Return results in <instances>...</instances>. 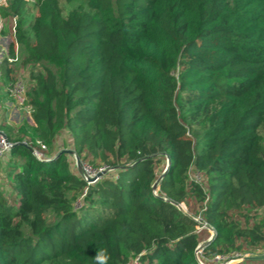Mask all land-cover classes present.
<instances>
[{"label":"trees","instance_id":"1","mask_svg":"<svg viewBox=\"0 0 264 264\" xmlns=\"http://www.w3.org/2000/svg\"><path fill=\"white\" fill-rule=\"evenodd\" d=\"M6 6L2 15L16 17L8 54L22 47L23 63L42 66L26 87L34 124L0 116L12 142L0 158V264H123L137 255L140 264H202L197 255L213 264L215 254H259L264 0ZM15 69L0 61L3 86ZM62 130L80 161L110 170L86 181L68 152L54 150Z\"/></svg>","mask_w":264,"mask_h":264},{"label":"rangeland","instance_id":"2","mask_svg":"<svg viewBox=\"0 0 264 264\" xmlns=\"http://www.w3.org/2000/svg\"><path fill=\"white\" fill-rule=\"evenodd\" d=\"M6 4H7V0H0V20H2V18L4 19V28L3 26L2 29L0 28V58L7 50V46L13 37V33L11 30V25H12L11 17L10 15L4 16L1 13V10H4L3 8H7ZM63 4L66 9L71 7V5H69L68 3L63 2ZM21 51H22V47L19 48L18 54H20V57L22 55ZM14 66L16 68L15 69L16 74L24 81L25 86L27 87L30 80L29 72L39 71L41 69L42 64H37V65L25 64L21 61V58H19L14 64ZM0 84L2 85V88L0 87V116L1 114H3L7 122L12 124L13 126L24 127L26 124H34L33 118L30 113V108L27 106L19 105L18 102L11 95L7 93L3 84L2 83ZM59 135L61 139L59 140V142H56V146L54 150L58 151L60 148L63 149L71 148L70 134L65 130H62L61 134ZM50 154H51L50 151H47V156H49ZM68 159L71 162L72 167L76 169L80 175L86 172L84 169H82L81 163L79 161H78L79 169L76 167L75 163L73 162L72 155L70 153L68 155ZM7 188L8 185H7V179L4 177V170H0V189L6 191ZM48 219L49 220L52 219V214H49Z\"/></svg>","mask_w":264,"mask_h":264},{"label":"built area","instance_id":"3","mask_svg":"<svg viewBox=\"0 0 264 264\" xmlns=\"http://www.w3.org/2000/svg\"><path fill=\"white\" fill-rule=\"evenodd\" d=\"M11 20H12L11 30L13 33L16 17L12 16ZM3 58H6V60L8 62H10L12 65H14L16 63V61L19 59L18 52H17V46H16L15 55H9L7 50H6L4 52V54L1 56L0 61ZM0 75H1V73H0ZM0 79H1V77H0ZM4 87H5V90L7 91V93L9 95H11L18 102L19 105L27 106L31 110V107L29 105L25 104V97H26L25 83L17 74L15 75V79L13 81L5 84ZM23 142H26V141L23 140ZM37 142L41 145L42 148H47L46 145L43 142H41V140H37ZM11 145H12V142L7 138L6 134L0 128V158L6 157V155L8 154V152L10 150ZM32 152L34 153V155L36 157L45 156V154L40 149H37V148H33ZM70 154L72 155L73 162L75 163L76 167L78 168L79 167V163H78L79 159L77 158L75 153L72 152ZM79 162L81 163L82 169H84L86 171L85 173L81 174V176L86 181H89V182L98 179L100 177L99 172H101L103 174L106 170H110V168L107 167V165H102L98 168H93L85 162H82L80 160H79ZM192 177L196 180H200L201 174L199 171H195L192 173ZM154 192H156V191L154 190ZM200 251L201 250L198 249L196 251V255ZM258 252H259V254L264 253V247H262ZM247 254H249V253H247V252L240 253V252H235V251H233L231 253H227V254H215L211 258V262L213 264H224V263L236 262V261L242 260L243 256L247 255ZM197 258L200 261V263L205 264L199 259L198 255H197ZM123 264H140L139 255L132 257L131 259H129L128 261H126Z\"/></svg>","mask_w":264,"mask_h":264},{"label":"water","instance_id":"4","mask_svg":"<svg viewBox=\"0 0 264 264\" xmlns=\"http://www.w3.org/2000/svg\"><path fill=\"white\" fill-rule=\"evenodd\" d=\"M66 152H68V153H72L73 152V150L72 149H64ZM78 160V159H77ZM79 161V160H78ZM102 173L101 172H99V175H101ZM179 206L181 207V208H185V206H184V204L183 203H180L179 204ZM214 235V231L213 230H211V234H210V236L205 240V241H202V242H200L199 243V245L197 246V250L199 249V247L200 246H202L204 243H206L207 241H209L211 238H212V236ZM196 250V251H197ZM244 258H264V253H260V254H247V255H244L243 256V259Z\"/></svg>","mask_w":264,"mask_h":264},{"label":"crops","instance_id":"5","mask_svg":"<svg viewBox=\"0 0 264 264\" xmlns=\"http://www.w3.org/2000/svg\"><path fill=\"white\" fill-rule=\"evenodd\" d=\"M2 26H3V28H4V19L2 18V20H0V27H1V29H2ZM2 35H5V34H2ZM2 35H1V37H2ZM0 83H1V80H0ZM2 85L0 84V87H1ZM2 88V87H1Z\"/></svg>","mask_w":264,"mask_h":264}]
</instances>
